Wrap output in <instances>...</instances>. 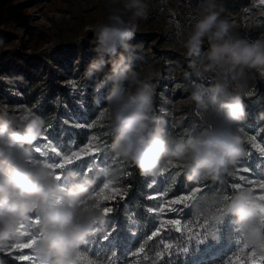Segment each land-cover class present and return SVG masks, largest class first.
Wrapping results in <instances>:
<instances>
[{
	"label": "clouds",
	"instance_id": "9594fccd",
	"mask_svg": "<svg viewBox=\"0 0 264 264\" xmlns=\"http://www.w3.org/2000/svg\"><path fill=\"white\" fill-rule=\"evenodd\" d=\"M202 9L181 45L186 57L195 58L190 67L198 78L219 69L215 83L207 87L195 84L190 94L200 108L213 106L215 123L186 144L163 128L153 127L158 122L153 111L155 85L133 66L138 56L137 46L131 41L139 21L148 17L146 0H123V7L110 13L107 22L90 29V43L97 57L88 64L83 79L96 77L110 65L106 78L94 85L98 92L107 82L114 84L105 106L114 135L110 151L113 158L133 165L141 176L153 177L168 161H177L184 165L186 181L198 184L218 179L244 156V138L240 134V124L246 117L243 97L248 72L264 69V37L249 40L235 35L223 18L224 0H203ZM205 41L208 48L202 51ZM5 79L11 82L12 78ZM14 79L27 83L22 75ZM124 82L135 90L121 94L115 85ZM232 82L237 85L234 93L228 91ZM259 119L264 120V113ZM44 129L45 120L36 114L21 121L14 112L0 108V248L21 242L18 225L36 217L40 234L33 248L36 264H77V250L85 244L86 237L97 231L95 226L105 222L106 215L91 203L87 209L79 207L94 189L93 179H78V172L68 171L70 183L65 186L42 162H25L31 158L26 146L43 136ZM120 175L119 169H108L104 179L116 181ZM218 206L223 207V216L208 215L207 209ZM194 214L207 215L209 222L217 225L230 215L239 239L249 247L264 241L260 226L264 221V200L247 189L237 191L227 201L210 196L195 205ZM209 237L219 238L211 233Z\"/></svg>",
	"mask_w": 264,
	"mask_h": 264
},
{
	"label": "rangeland",
	"instance_id": "374dc122",
	"mask_svg": "<svg viewBox=\"0 0 264 264\" xmlns=\"http://www.w3.org/2000/svg\"><path fill=\"white\" fill-rule=\"evenodd\" d=\"M146 3L149 6L148 17L139 21L135 37L131 41L137 46L138 56L133 66L144 78L155 85L153 111L158 117V122L153 127L163 128L178 142L186 144L189 139L215 123L213 106L209 105L207 109L200 108L190 99V94L195 84H203L207 87L215 83L220 76L219 69L209 71L202 78H198L190 67L191 60L195 58L186 57V50L181 45L202 13L203 0H146ZM224 3L226 12L223 18L230 23L235 35L249 40L264 37V5H260L259 0H224ZM122 7L123 0H0V38L3 39V43L0 44V108H7L17 117L27 108L33 115L37 102L33 106L23 102L21 88H24V83L14 78L22 75L26 80L27 77L34 78L37 74L41 79L39 80L41 96L38 98V103L48 100L56 103L58 108L63 107L73 119L71 126L74 123L87 124L97 121L98 113L105 108L114 84L109 81L98 92L94 90L95 82L106 78L110 65L96 77L83 79V73L88 64L97 57L94 46L90 43L93 36L90 29L93 25L107 22L109 14ZM244 7H248L250 11L246 13ZM68 46L76 48L64 50L43 63L34 57L44 49L52 50ZM207 48L208 43H204L202 51H206ZM31 57L35 59L30 61ZM162 63L166 67V74L163 75L160 74ZM5 78H12L11 82ZM162 84L161 89L159 87ZM115 87L125 95L135 90L127 82L116 84ZM236 87V82H232L228 91L234 93ZM249 93L253 95L249 96ZM243 103L246 117L241 122L240 128L248 134L259 135L264 130V124L261 125L262 121L259 119L260 113L257 112L256 104L260 105L261 112L264 113V69H253L248 72ZM89 104L93 108L92 112L89 111ZM56 125L59 123L45 126L44 132L48 141L58 150L66 152L70 147L80 146H76L74 142L67 146L56 138L52 139L51 135ZM85 132L88 136L98 135L105 142L106 146L95 158L97 167H107L109 170L119 169L121 175L116 182L120 186L127 187L129 176L126 173L130 172L131 164L113 158L110 145L114 135L108 114L106 113L102 120L97 121L93 129H85ZM241 136L244 138L245 153L249 151V144L245 135L241 134ZM261 139H264V136ZM43 143L44 141L39 138L32 146H27V150L32 156L39 158L32 148L42 146ZM48 159L52 162L55 157L50 153ZM84 162H87L85 175L96 182L103 183V176L95 170L87 171L94 163L92 158L77 161L63 171H74L75 164L82 166ZM173 162L182 165L180 162ZM242 166L248 167L251 170L250 174L255 178L264 180V157L254 151L250 156L244 154L225 172L224 180L213 181L209 178L199 182L207 186L205 192L201 194L202 198L198 199L193 207L184 210L183 218L190 219L194 214L195 205L202 203L210 196L230 198L239 191L234 190L232 185L239 183L234 176L237 169ZM166 167L171 166L167 164ZM176 171L182 172L183 175L178 178L176 184L169 183L173 194H179L196 185L186 181L184 167L172 169V172ZM153 181L155 183L149 189L150 194L162 190L168 183L166 177L160 176L151 177L150 183ZM59 183L66 186L70 183V179L63 174ZM155 218L157 219L156 215ZM233 220L234 217L229 215L221 224L209 223V230H217L218 240L207 237L200 244L192 240L185 245L188 247L187 253L174 252L170 257L164 256L160 260L163 264H222L237 247L233 233L239 234V232L236 231ZM9 258L12 259L11 256ZM12 260L17 263L14 259Z\"/></svg>",
	"mask_w": 264,
	"mask_h": 264
},
{
	"label": "snow or ice",
	"instance_id": "6c2138e0",
	"mask_svg": "<svg viewBox=\"0 0 264 264\" xmlns=\"http://www.w3.org/2000/svg\"><path fill=\"white\" fill-rule=\"evenodd\" d=\"M251 3V2H250ZM260 5H264V0H259ZM244 11L247 13L250 11L248 7H244ZM252 96L253 93H249ZM107 110L104 108L99 111L97 121L102 120L105 117ZM32 115L30 109L25 108L22 113L18 115V118L22 121ZM97 121H91L87 124L74 123L72 126L75 128H84L91 130L96 126ZM241 134L245 135L246 141L249 144V151L244 154L250 156L254 151L261 157H264V130L260 134H248L243 128H240ZM44 141L42 146H34L32 151L38 154L39 158L31 155V158L25 162L32 164L36 161H40L45 167L50 169L53 176L60 181L63 175V170L73 163L92 158L94 160L93 165L87 170L92 172L95 170L99 175L106 176L107 167H97L95 158L102 152V148L105 147V142L98 135L91 134L88 136L86 142L79 147H70L66 152L58 150L51 142L48 141L46 132L40 137ZM55 157V160L50 162L49 154ZM168 165L171 167L162 168L155 176L166 177L168 180L167 185L147 196L148 199L156 202L155 207L148 208L150 213H154L157 217L158 224L156 228L147 235L142 242L133 251L128 254V264H145L149 260V254L154 248L159 246V251H155V256L162 259L164 256H171L175 253H187L188 242L195 240L197 244L203 243L205 238L209 237V234L217 235V230H209V219L207 215L193 214L190 219L183 218V212L185 209L193 207L195 202L202 198L201 194L205 192L206 185L196 184L191 188L179 193L173 194L172 187L169 183L176 184L178 178L183 175L182 172H172V169H179L184 167L182 164L168 161ZM251 170L242 166L237 169L234 179L239 181L232 185L234 190L247 189L256 195L259 200H264V180L257 179L251 174ZM247 174V175H245ZM127 176H131L132 173H126ZM155 181L148 184V188L151 189L154 186ZM247 185V187H245ZM130 185L123 187L117 184L116 181L110 179H104V182L83 201H81L79 207L87 209L89 202L92 206L101 208L105 215L112 213L119 202L123 201L130 189ZM222 199L227 201L228 196H223ZM208 215H224L223 207L216 209H207ZM194 217V218H193ZM39 219L31 217L28 223H21L17 227V234L22 237L21 242H11L2 249L5 254L14 259L17 264H36L35 257L33 256V248L38 240L39 232L37 226ZM260 226L264 229V221H260ZM110 233H106L103 239H108ZM175 240L176 243L169 241ZM237 247L222 264H264V241L255 247H249L244 243L243 239L236 241ZM75 257L77 260L85 261V264H96V261L87 258L80 249L77 250ZM107 264H116L114 256L109 258Z\"/></svg>",
	"mask_w": 264,
	"mask_h": 264
},
{
	"label": "trees",
	"instance_id": "16d2710c",
	"mask_svg": "<svg viewBox=\"0 0 264 264\" xmlns=\"http://www.w3.org/2000/svg\"><path fill=\"white\" fill-rule=\"evenodd\" d=\"M205 43H207V41H205ZM74 48L76 47L68 46L66 48L58 47L52 50L44 49L34 57L40 63H43L53 59L56 54L62 53L64 50H72ZM34 57L29 58L30 61L35 59ZM160 74H166L164 63L160 64ZM39 80L41 79L37 74L34 78H31V76L27 77V83H24V88H21V98L23 102L32 106L37 102L33 113L45 120V126L56 124L57 122L59 123L52 132V139L56 138V140L64 142V145L67 146L72 144V142H74L76 146L85 143L88 136L85 129H78L71 126L70 124L73 122V119L63 107L58 108L56 103L49 102L48 100L38 103V98L41 96L39 94ZM31 84H33V86ZM162 87L163 84L160 85L159 88L162 89ZM88 106L89 111L92 112L93 108L91 104ZM256 108L258 109L257 112L261 114L262 112L259 104H256ZM63 116L64 119H62ZM262 121L264 122V120ZM62 124H64L63 127ZM86 166L87 162H84L82 166L75 164L73 170L79 173L78 179L86 176L84 173ZM230 168L231 166L229 169ZM68 171L71 170H65L63 174L66 176ZM130 172L132 175L129 176L128 186L130 185L131 187L126 198L119 202L112 213L106 216L105 222L102 225L98 224L95 226L97 231L93 235L86 237L85 244L80 247L84 255L96 261V264H107L108 259L113 256L116 260V264H128V254L138 247L142 240L157 226L155 214L147 210L148 208L155 207V201L147 198V196L150 195L148 184L151 181V177L141 176L139 170L133 165L130 167ZM225 176L226 173L222 174L216 180H224ZM101 184V182L95 181L94 189L98 188ZM106 233H110V235L108 239L105 240L103 237ZM157 250H159V246L150 252V258L145 264H163L162 261L155 256V251ZM0 264L17 263L0 249ZM77 264H85V261L77 260Z\"/></svg>",
	"mask_w": 264,
	"mask_h": 264
},
{
	"label": "bare ground",
	"instance_id": "6f19581e",
	"mask_svg": "<svg viewBox=\"0 0 264 264\" xmlns=\"http://www.w3.org/2000/svg\"><path fill=\"white\" fill-rule=\"evenodd\" d=\"M233 234H234V238H235L234 240L237 241L239 239V234H237V233H233ZM236 246H237V244H236Z\"/></svg>",
	"mask_w": 264,
	"mask_h": 264
},
{
	"label": "crops",
	"instance_id": "0c3cea01",
	"mask_svg": "<svg viewBox=\"0 0 264 264\" xmlns=\"http://www.w3.org/2000/svg\"><path fill=\"white\" fill-rule=\"evenodd\" d=\"M261 121H262V120H261ZM263 124H264V122L262 121V122H261V125H263Z\"/></svg>",
	"mask_w": 264,
	"mask_h": 264
},
{
	"label": "built area",
	"instance_id": "2783aa9c",
	"mask_svg": "<svg viewBox=\"0 0 264 264\" xmlns=\"http://www.w3.org/2000/svg\"><path fill=\"white\" fill-rule=\"evenodd\" d=\"M218 208H219V206H218Z\"/></svg>",
	"mask_w": 264,
	"mask_h": 264
}]
</instances>
